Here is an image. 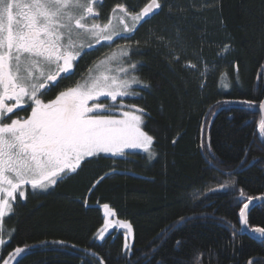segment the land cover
I'll return each instance as SVG.
<instances>
[{"label":"trees","instance_id":"obj_1","mask_svg":"<svg viewBox=\"0 0 264 264\" xmlns=\"http://www.w3.org/2000/svg\"><path fill=\"white\" fill-rule=\"evenodd\" d=\"M148 1L109 0L127 8ZM161 3L160 12L141 25L132 40L120 43L135 50L129 53L139 62L135 75L149 85L136 86L133 90L140 96L124 99L146 110L144 130L154 137L156 158L101 155L48 192H29L5 218V227L15 232L0 249V264L16 247L26 245L29 249L18 257L19 264H99L85 249L97 253L104 264H146L145 255L151 264H196L197 257L199 264H264V241L245 233L233 236L230 225L241 228L238 191H208L232 179L246 195L264 194V144L258 132V105L264 99V0ZM226 44L230 49L224 52ZM107 52L101 46L86 55L77 73ZM76 75L65 84H74ZM57 94L53 91L44 99ZM245 100L256 106L240 103ZM209 151L216 157L214 167L207 163ZM246 151L248 164L240 166ZM113 168L115 173L106 175ZM101 176L105 178L96 184ZM196 193L207 195L196 198ZM104 203L117 219L132 225L127 258L121 232L102 242L94 239L104 222ZM180 217L192 219L179 224ZM249 227H264V212L253 211Z\"/></svg>","mask_w":264,"mask_h":264},{"label":"snow or ice","instance_id":"obj_2","mask_svg":"<svg viewBox=\"0 0 264 264\" xmlns=\"http://www.w3.org/2000/svg\"><path fill=\"white\" fill-rule=\"evenodd\" d=\"M98 3L101 0H0V233L4 230L5 217L14 214L17 195L21 200L26 199L25 186H30L33 194L47 191L78 174L83 164L100 158L101 154L126 158V150H142L149 160L156 158L154 137L144 130L146 110L124 99L140 96L133 85L149 87L135 75L139 62L132 61L128 46H119V52L106 55L94 68L90 67L83 83L78 81L67 87L54 99L42 98L52 87L58 86L60 80L74 75V65L96 45L102 42L111 45L117 37L130 39L138 26L163 7L161 0H149L139 11L117 4L112 9L113 16L101 23L95 8ZM229 49L226 44L222 51ZM174 59L179 60V57ZM114 62H117L115 68L112 67ZM204 75L202 72L201 76ZM240 103L249 108L256 106L255 101ZM25 104L31 109L30 115L19 117L17 110H24ZM217 106H222L221 102H217ZM258 110H264V102L259 103ZM259 136L264 144V119L259 122ZM201 147L205 145L202 143ZM207 156V163L214 167L215 154L209 151ZM246 157L247 151L240 166L248 164ZM115 171L113 168L106 175ZM221 175L230 177L232 173L221 171ZM104 178L101 176L96 184ZM229 190L238 191L235 200L241 225L239 230L230 225L234 229L233 236L248 232L264 239V227H249L251 213L257 209L264 212V194L246 195L242 188L236 189V181L232 179L208 189L210 192ZM194 195L206 197L207 193ZM102 209L104 222L94 239L102 242L117 227L126 229L122 252L127 258L132 251L128 243L133 231L131 223L109 219L115 217L116 212L108 203H104ZM191 219L180 217L178 223ZM173 227L162 230L159 238L163 239ZM14 232V228L10 230L9 238ZM6 243L0 238V245ZM51 243L67 246L65 241ZM180 243L176 241L177 245ZM28 249L27 245L16 247L9 257L19 264L17 258ZM84 251L86 256L104 264L97 253ZM155 251L153 249V253ZM144 259L146 264H151L147 255ZM3 264L9 261L4 259ZM196 264H199L198 257ZM248 264L254 262L249 260Z\"/></svg>","mask_w":264,"mask_h":264},{"label":"rangeland","instance_id":"obj_3","mask_svg":"<svg viewBox=\"0 0 264 264\" xmlns=\"http://www.w3.org/2000/svg\"><path fill=\"white\" fill-rule=\"evenodd\" d=\"M124 3V2H123ZM139 6V7H138ZM138 6H133V7H129V9L130 10H137V9H141L142 8V5H138ZM135 7V8H134ZM116 15H119V13H117ZM112 17V16H111ZM109 19V18H108ZM107 19V20H108ZM113 23H116V21L115 20H113ZM120 37H117V38H115V42H113L111 45H109L107 42H102L101 43V46L104 48V50H106V52H107V49L109 50L106 54H104L102 57H100V58H96V60L92 63V65L91 66H89L88 68H87V70L85 71V72H83V73H77V75H76V79L73 81V82H75L74 84L73 83H71L72 85H70V86H74L78 81L79 82H81V83H83V80L87 77V75H88V69L91 67V68H94L95 67V65H96V63L99 61V60H101V59H103L106 55H110L112 52H119V46H126V45H120V44H117L116 42H117V40L119 39ZM114 44L115 45H118V46H114ZM105 45V46H104ZM129 47V46H128ZM132 51L130 50V52L129 53H131ZM130 55V54H129ZM133 61H135L134 59H133ZM116 63L117 62H114L113 64H112V67L113 68H115L116 67ZM187 68H189V69H194L193 67H191V65H187L186 66ZM69 86V87H70ZM137 85H133V88H135ZM43 99H44V96L42 97ZM55 97H53L52 99H54ZM103 99V98H102ZM45 100V99H44ZM45 101H47V100H45ZM105 102H110V101H105ZM91 103V102H90ZM23 108L24 109H26V110H24V112H22V113H24L25 114V117L26 116H28V115H30V112H31V109H30V107H28L27 106V104H25V105H23ZM28 112V113H27ZM126 152L127 153H138V154H144V155H147L146 153H144L142 150H126ZM101 155H103V154H101ZM25 188H26V192H25V196H26V198H27V195H28V193L29 192H32L31 191V189H30V186H25ZM53 188V187H52ZM52 188H50V189H52ZM50 189H48L47 191H43V192H38V193H45V192H48ZM26 200V199H25ZM25 200H21L20 198H19V196L17 195V200H16V202L14 203V206L17 204V203H19V202H24ZM6 218V217H5ZM104 218V217H103ZM109 219H111V220H116L117 218L116 217H109ZM119 220V219H118ZM4 222H5V220H4ZM6 225H5V223H4V230H3V232L2 233H0V238H2V239H4V240H6L7 242L10 240V238H9V230L5 227ZM113 232H121L122 234H123V236H124V239H125V235H126V229H121V228H116L115 230H112L111 231V233H113ZM96 240V239H95ZM96 241H98V242H100L99 240H96ZM128 243H129V245H130V247H132V244H133V236L131 235V236H129L128 237ZM3 245H0V249H1V247H2ZM8 261H9V264H14V262L15 261H13L9 256L6 258ZM18 259V258H17ZM3 264V263H2Z\"/></svg>","mask_w":264,"mask_h":264},{"label":"flooded vegetation","instance_id":"obj_4","mask_svg":"<svg viewBox=\"0 0 264 264\" xmlns=\"http://www.w3.org/2000/svg\"><path fill=\"white\" fill-rule=\"evenodd\" d=\"M148 2H149V1H148ZM115 6H116V5H114V4H110L109 0H101V3H98V4L95 5V8L99 11V17H98L97 19H98L99 21H102V23L107 22V19L110 18L111 16H113L112 9H113ZM127 7H128V6H127ZM128 9H129V8H128ZM129 10H130V9H129ZM130 11H139V9H137V10H134V9H133V10H130ZM159 12H160V10H159ZM159 12H158V13H159ZM156 15H157V14L151 16L150 18H147L146 22H143L141 25H143V24L149 22V21H150L151 19H153ZM141 25L138 26V28H140ZM137 30H138V29H137ZM137 30H136V31H137ZM136 31H135V32H136ZM135 32L131 34V38H130V39L119 38V39L117 40L116 43H117V44H120V43H125V42H127V41L132 40L133 37H134ZM115 41H116V40H114V42H115ZM120 45H121V44H120ZM114 46H118V45H115V44H114ZM97 49H101V44L96 45L94 49H92V50H90V51L88 52V54L91 53V52H94V51L97 50ZM88 54H87V56H88ZM85 57H86V55H84L82 58H80V59L78 60V62L74 65V69H73V71H74V75L70 76L69 78H71V77H73V76L76 75V73L79 71V69H78V68H79V64H80L81 60H83ZM94 60H96V58H95ZM86 70H87V68L84 70V72H85ZM67 79H68V78H67ZM67 79H62V80H60L59 83H58V86H56V87H52L51 90L47 92V94H48V93H51V92H53V91H54V93H55L56 91L59 93L60 91H62V90H64V89H66L67 87H69L70 84H65V83H66L65 80H67ZM47 94H46V95H47ZM10 103H11V102H10ZM24 110H26V109H24ZM24 110H17V115H18L19 117H25V114L22 113V112H24ZM13 118H16V116H13Z\"/></svg>","mask_w":264,"mask_h":264},{"label":"water","instance_id":"obj_5","mask_svg":"<svg viewBox=\"0 0 264 264\" xmlns=\"http://www.w3.org/2000/svg\"><path fill=\"white\" fill-rule=\"evenodd\" d=\"M262 102H264V100H263ZM259 112H260V115H261V120L264 119V110H259ZM258 132H259V128H258ZM243 233L248 234V235H249L251 238H253V240H255V241H264V239H260V238H257V237H255V236H252V235H250V233H248V232H243Z\"/></svg>","mask_w":264,"mask_h":264},{"label":"bare ground","instance_id":"obj_6","mask_svg":"<svg viewBox=\"0 0 264 264\" xmlns=\"http://www.w3.org/2000/svg\"><path fill=\"white\" fill-rule=\"evenodd\" d=\"M263 100H264V99H263ZM263 100H262V101H263ZM259 113H260V112H259ZM260 117H261V115H260ZM260 121H261V119H260Z\"/></svg>","mask_w":264,"mask_h":264}]
</instances>
